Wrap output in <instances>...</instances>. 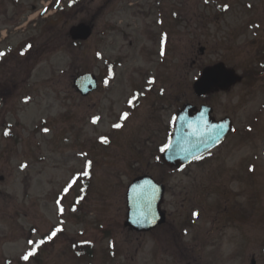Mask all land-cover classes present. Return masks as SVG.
I'll return each instance as SVG.
<instances>
[{
  "label": "rangeland",
  "instance_id": "rangeland-1",
  "mask_svg": "<svg viewBox=\"0 0 264 264\" xmlns=\"http://www.w3.org/2000/svg\"><path fill=\"white\" fill-rule=\"evenodd\" d=\"M258 11V0H0V264H240L238 248L244 261L259 252L258 83L248 98L246 84L209 97L236 126L212 156L179 170L160 160L174 103L196 100L192 84L203 65L224 61L240 72L256 65L249 27ZM83 21L93 34L72 40L70 28ZM197 44L207 51L193 67ZM88 71L100 84L80 96L73 79ZM135 89L143 95L132 100ZM143 173L168 184L170 213L145 237L125 225L127 187ZM231 194L241 202L242 209L228 205L241 227L226 222L224 210L199 207Z\"/></svg>",
  "mask_w": 264,
  "mask_h": 264
},
{
  "label": "water",
  "instance_id": "water-1",
  "mask_svg": "<svg viewBox=\"0 0 264 264\" xmlns=\"http://www.w3.org/2000/svg\"><path fill=\"white\" fill-rule=\"evenodd\" d=\"M69 34L73 40H87L92 34V26L81 22L73 25ZM241 77L233 69L218 63L203 70L202 76L195 83L199 94L211 88H228L240 81ZM74 86L83 96L97 88V77L93 72L79 74L73 80ZM211 109L202 108L193 115L188 106L181 113L162 160L169 166L188 163L220 142L230 129L227 121L214 122ZM191 114V115H190ZM165 186L150 175L136 177L127 191L128 215L125 225L136 230L148 231L165 221V212L161 208Z\"/></svg>",
  "mask_w": 264,
  "mask_h": 264
},
{
  "label": "flooded vegetation",
  "instance_id": "flooded-vegetation-1",
  "mask_svg": "<svg viewBox=\"0 0 264 264\" xmlns=\"http://www.w3.org/2000/svg\"><path fill=\"white\" fill-rule=\"evenodd\" d=\"M252 7H253V5H252ZM259 9H261L262 12L261 11L257 12L256 17H254L250 21V25L251 24L252 25L249 27L250 29L256 30L255 33L257 35V37L251 39L252 40V44H254V46L256 48V52L255 53L257 55V58L254 60V61H257V63H256V65L254 67L245 66V68L242 69L241 72H240L239 70H236L235 68H232V67L228 66L224 61H218V62L213 63V64H208V65H203L202 66V64H199L200 61L198 62V58L201 55H205L206 54L207 46L200 45V44L196 45V47L198 48L199 53H198V55H193V57H192V66L193 67H197V65H200V66L203 67L201 72H200V74H199V76L196 77V79L193 81V84H192V88H193L192 91H193V94H195V96H196V100H192V99H186V100H183V101L176 100V102L174 103V114H173V117H172L173 119H172V124H171V128H170L169 138L171 137L172 131L176 127V123H178L179 118L181 117V113L185 109L186 106L189 107L190 112L193 115L197 114L200 110H202V108L211 109L210 116L214 119V122L218 123L220 121H227L228 124H230V129L227 132L226 136L219 143H217L214 147L210 148L207 152H205V153L193 158L190 162H188L186 164H180V165L172 166V167H169L168 165H166L163 162V160L161 159V155H162L163 149L165 148V146L167 145V142L169 140V138H168L167 142L163 145L162 150L160 152V160L162 161V163L165 166L169 167L170 169H173V170L187 169V168H189V167H191V166H193L195 164L200 163L205 157L212 156L216 151H218L229 140V138L236 132V126H235L234 119L232 118V115L229 114V113H225L223 115H218L217 111H216V107H215V105L210 103L209 97H211L212 95H215V94H220V93H226L227 94V93L233 91V89H235L236 87L246 84L247 85V89L243 90V95L246 98H248L249 93L255 92V91L251 90V84L253 82L258 83L261 91H264V0H258V10ZM207 24L209 26V22ZM93 28H94V25H93ZM204 32H206V31H204ZM247 32L248 31L242 32V34L245 36L247 34ZM218 63H223L226 67L233 69L241 77L240 81L238 83L234 84V85L229 86L228 88H217V87H214V88H211L208 92L199 94L196 91V89H195V83L201 77V75L203 73V70L205 68L213 66V65L218 64ZM99 84H100V81H99V78H98V87H99ZM72 86H73V84H72ZM98 87L93 92L97 91ZM74 90H75V88H74ZM79 95L81 96V94H79ZM142 95H143L142 91H140L138 89H135L134 93H133L134 97H133L132 100H135V99H138V98L140 99ZM261 98H262V100H264V96H261ZM132 100L130 101V106H132ZM136 103H138V101ZM159 182H163V181H159ZM163 183L166 185V189L168 190V184H166L165 182H163ZM218 196L219 197L226 196V193L218 194ZM233 201L237 202L236 208H241L242 209V207H240L241 202H239L237 199H235L233 194H231L229 202H228V200H226L224 203H221L220 199H216V200L213 201V203L206 204V206H203V205L199 204V207L202 206V208H203L202 211L204 213H207L209 207L212 208L215 211H218L219 214L222 212V210H224L225 211V216H226L225 217V221L226 222H234L239 227H241L240 224H239V222H241L240 219H235L231 215V213H230L231 210L228 207V205L232 204ZM189 202H190L189 203L190 207H192L194 205V200L192 198H190ZM249 202H250V204L248 205L249 209H253V206H251V199H249ZM165 204H166V199L163 198V202L161 204V208L165 212V222H163L161 225H158L157 227H155L154 229H152L150 231L139 232V231L133 230L131 228H130L131 229L130 231L138 232V233L144 235V237H145L146 235L153 233V231H155V230L161 228L163 225H165L168 222V219H169V216H170V213H168V211H167V209L165 207ZM226 207H227V210H225ZM199 212H200V210H199ZM174 222H176V221H174ZM186 224H187V227H189L191 229L193 227V219L192 220L191 219H189V220L187 219ZM171 228L173 229L172 236L174 238V241L170 240V243L175 245V244H177L179 242L177 241V238L175 236L176 235V233L174 232L175 227L171 226ZM176 231H177V233H179L178 230H176ZM182 241H183V239H181V241H180L181 244H183ZM76 245H85V244L80 243V244H76ZM176 246H177L176 249L177 250H182V252L183 251H187L188 249L191 248V247H189V245L186 246V247H182V245H176ZM255 248L258 249V250L259 249L260 250L264 249V247L257 248L256 246H255ZM216 250L217 249H212L209 252H212L213 255H214V252ZM260 250L257 253L253 252L250 255V257L246 258V260L244 261V259L242 258V256L244 255L243 248H238L237 249V254H236V256L234 255L233 258L238 259V256H239L240 257V264H264V252H262V251L260 252ZM188 255H189V252H185L184 253V257H187ZM178 257H179V255H178ZM208 258L209 259H206V262H208V260L210 261L209 253H208ZM184 259L189 260V258H184ZM216 260H217V257L214 260V262ZM212 261H213V258H212ZM230 262L233 263V259L232 258H231Z\"/></svg>",
  "mask_w": 264,
  "mask_h": 264
},
{
  "label": "snow or ice",
  "instance_id": "snow-or-ice-1",
  "mask_svg": "<svg viewBox=\"0 0 264 264\" xmlns=\"http://www.w3.org/2000/svg\"><path fill=\"white\" fill-rule=\"evenodd\" d=\"M125 115H127V114H125ZM115 127H120V125L119 124H117V125H115ZM105 142H107L106 140H105ZM55 233H53V235H54ZM25 259H27L28 257L27 256H25L24 257Z\"/></svg>",
  "mask_w": 264,
  "mask_h": 264
}]
</instances>
